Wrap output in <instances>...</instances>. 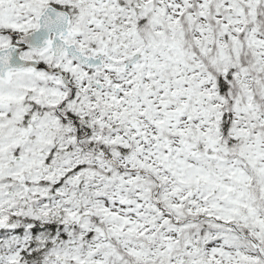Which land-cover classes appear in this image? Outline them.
Returning a JSON list of instances; mask_svg holds the SVG:
<instances>
[{"label": "snow or ice", "instance_id": "obj_1", "mask_svg": "<svg viewBox=\"0 0 264 264\" xmlns=\"http://www.w3.org/2000/svg\"><path fill=\"white\" fill-rule=\"evenodd\" d=\"M0 264H264V0H0Z\"/></svg>", "mask_w": 264, "mask_h": 264}]
</instances>
